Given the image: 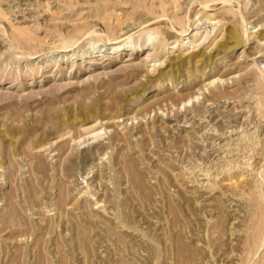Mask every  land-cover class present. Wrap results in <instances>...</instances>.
Segmentation results:
<instances>
[{"label":"rangeland","instance_id":"374dc122","mask_svg":"<svg viewBox=\"0 0 264 264\" xmlns=\"http://www.w3.org/2000/svg\"><path fill=\"white\" fill-rule=\"evenodd\" d=\"M0 264H264V0H0Z\"/></svg>","mask_w":264,"mask_h":264},{"label":"bare ground","instance_id":"6f19581e","mask_svg":"<svg viewBox=\"0 0 264 264\" xmlns=\"http://www.w3.org/2000/svg\"><path fill=\"white\" fill-rule=\"evenodd\" d=\"M119 47H120V46H118V47H116V48H119ZM112 49H113V48H112ZM212 83H213V81L210 82V84H212ZM210 84H209V85H210ZM187 102H190V100H188ZM228 127H229V126H228ZM226 129H228V128L226 127ZM233 129H234V128H233ZM233 129H232V130H233ZM230 132H231V131H229V133H230ZM235 135H236V134H235ZM231 136H232V135H231ZM221 137H222V136H221ZM221 137H220V138H221ZM220 138H219V140H220ZM222 140H223V139H222ZM247 163H248V162H247Z\"/></svg>","mask_w":264,"mask_h":264}]
</instances>
